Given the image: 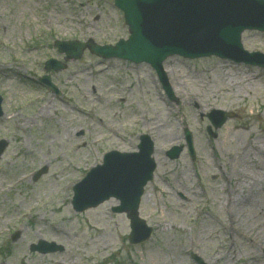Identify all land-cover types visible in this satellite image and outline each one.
I'll return each mask as SVG.
<instances>
[{
  "label": "rangeland",
  "instance_id": "1",
  "mask_svg": "<svg viewBox=\"0 0 264 264\" xmlns=\"http://www.w3.org/2000/svg\"><path fill=\"white\" fill-rule=\"evenodd\" d=\"M126 36L112 0H0V264H196L193 255L207 264H264V239L257 248L253 235L229 229L228 217L231 203L257 199L248 226L258 232L264 222V174L253 190L246 182L248 169L264 173L257 152L264 145V69L170 57L163 69L172 100L146 64L85 51L63 71L44 69L49 58L64 62L56 40L114 44ZM241 43L264 54V32L246 30ZM46 73L60 95L37 82ZM213 109L233 114L216 130L206 118ZM142 134L154 142L157 161L138 215L153 231L133 245L126 215L112 211L116 199L82 212L71 199L73 185L106 152L134 151ZM173 146L182 153L169 159ZM247 147L259 161L250 162ZM41 239L64 250L30 251Z\"/></svg>",
  "mask_w": 264,
  "mask_h": 264
},
{
  "label": "water",
  "instance_id": "2",
  "mask_svg": "<svg viewBox=\"0 0 264 264\" xmlns=\"http://www.w3.org/2000/svg\"><path fill=\"white\" fill-rule=\"evenodd\" d=\"M114 4L123 12L128 38L119 40L114 46H100L90 41H58V51L65 53L66 60L78 59L83 49L88 47L103 58L145 62L154 68L162 82V62L175 54L187 58L216 55L264 67V55L248 54L240 42L244 30L264 31V0H114ZM65 66L55 59L45 62V68L54 71ZM39 81L57 91L49 76H43ZM164 88L171 95L166 84ZM220 115H209L215 127L226 118L225 113L220 112ZM140 141L137 153L113 151L106 154L103 165L93 168L74 187L72 202L74 208L81 211L116 196L121 205L115 210L127 213L132 229L129 240L134 243L145 240L151 232L138 218L137 208L143 186L151 179L155 168L151 157L152 142L146 136H142ZM4 146L5 142L1 141L0 154ZM189 149L192 151L190 142ZM179 152L180 148L174 147L167 154L176 158ZM43 171L40 170L36 176ZM81 197L86 200L81 201ZM31 248L42 253L62 250L61 246L44 241Z\"/></svg>",
  "mask_w": 264,
  "mask_h": 264
},
{
  "label": "bare ground",
  "instance_id": "3",
  "mask_svg": "<svg viewBox=\"0 0 264 264\" xmlns=\"http://www.w3.org/2000/svg\"><path fill=\"white\" fill-rule=\"evenodd\" d=\"M166 74L168 73L166 70H165ZM173 89V88H172ZM238 133H243V132H238ZM247 144H248V141H245ZM251 143V142H250ZM253 144V143H252ZM262 148H260V150L257 149V152H259V156H261L260 154H263L264 153L262 152V150H264V145L261 146ZM248 148V147H247ZM156 150V149H155ZM249 151H247V156L248 158L250 159V162L251 163H255L256 161H259V158L258 156L256 155H251V149L248 148ZM258 154V153H256ZM154 158L155 160L157 161V157L155 155V152H154ZM247 174H249V176L247 177L248 180H246L247 182V185H248V188L250 187L251 190L255 189L252 184H255L254 186L257 185V182L256 180L260 177H262V175L264 174L263 172L261 171H254L252 169H248V172ZM237 185L239 186V182L237 183ZM243 188V186H242ZM251 196L249 195V198ZM233 201V200H232ZM231 203V201H230ZM236 203V202H235ZM256 205L258 204V200L257 199H252L249 201V203H243L237 207H234V203H231L232 207H229L228 209V213H229V229L232 228V230H234L235 232H238L237 229L239 228H242L244 233L246 234H251L253 235V237L255 238V243L254 242V239H251L249 238L248 240L250 241L251 244H254L256 245L257 248H260V246H258V241L260 242L261 240L264 239V222L259 226L257 227L258 228V232H251L249 226H248V222L250 220V217L252 216L251 214V209L250 208H253V205ZM248 208H247V206ZM250 206V207H249ZM240 211V214H238L237 212ZM262 226V227H261ZM238 233H243L242 231L238 232ZM261 249V248H260ZM249 252V250H248ZM252 252L249 253V255L251 254ZM226 257V255H225ZM222 258V256L220 257V259Z\"/></svg>",
  "mask_w": 264,
  "mask_h": 264
}]
</instances>
